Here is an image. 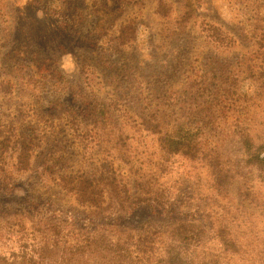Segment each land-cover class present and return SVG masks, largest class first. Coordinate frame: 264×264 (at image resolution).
Segmentation results:
<instances>
[{
    "label": "trees",
    "instance_id": "trees-1",
    "mask_svg": "<svg viewBox=\"0 0 264 264\" xmlns=\"http://www.w3.org/2000/svg\"><path fill=\"white\" fill-rule=\"evenodd\" d=\"M205 1L181 0L177 26ZM247 1L236 3L245 10L239 39L253 45L252 52L234 63L210 57L175 101L167 92L152 93L137 113V128L156 138L152 162L140 161L149 153L137 151L133 166L121 126L113 137L105 124L106 135L95 137L109 147L102 165L57 176L72 198L68 208L33 200L28 192L12 203L7 198L33 147L30 139L21 143L14 170L0 167V264H264V132H250L237 117L233 127L220 128L231 111L247 114L254 102H264V0ZM169 10L167 0H157L161 17ZM97 12L100 23L99 13L108 12ZM203 33L218 48L233 43L215 25L206 24ZM92 111L103 120L110 115L102 103ZM4 153L0 142V159ZM184 161L204 164L210 183L190 179ZM236 180L238 203L230 195Z\"/></svg>",
    "mask_w": 264,
    "mask_h": 264
},
{
    "label": "rangeland",
    "instance_id": "rangeland-1",
    "mask_svg": "<svg viewBox=\"0 0 264 264\" xmlns=\"http://www.w3.org/2000/svg\"><path fill=\"white\" fill-rule=\"evenodd\" d=\"M238 1L206 0L178 27L181 0H167V18L156 12L157 0H0V142L5 150L0 167L14 170L21 143L30 139L33 144L28 169L16 176L8 201L14 203L28 192L33 200L68 208L72 198L60 188L57 176L102 165L109 147L96 138L106 135L105 124L113 137L121 126L133 166L137 151L149 153L140 161L152 162L156 138L137 128V113L152 93L167 92L175 101L210 57L234 63L252 52L253 45L239 39L245 10ZM102 9L108 13H99L102 21L97 23ZM206 24L231 37L230 47L210 44L203 33ZM260 102L247 114L231 111L220 128L233 127L237 117L250 132H264ZM95 103L107 105L110 115L104 114V120L92 111ZM114 166L129 169L119 161ZM183 166L190 179L210 183L204 164L184 161ZM240 190L239 180L230 185L235 203ZM261 194L264 201V188ZM246 206L261 217L258 209ZM140 211L145 217L149 213Z\"/></svg>",
    "mask_w": 264,
    "mask_h": 264
}]
</instances>
